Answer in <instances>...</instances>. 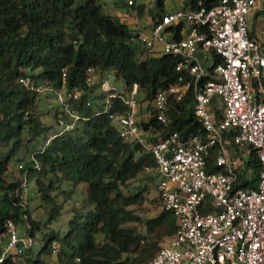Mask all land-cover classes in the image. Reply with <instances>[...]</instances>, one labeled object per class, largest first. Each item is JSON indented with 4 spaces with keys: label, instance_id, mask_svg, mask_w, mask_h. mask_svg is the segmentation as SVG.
Returning a JSON list of instances; mask_svg holds the SVG:
<instances>
[{
    "label": "trees",
    "instance_id": "trees-1",
    "mask_svg": "<svg viewBox=\"0 0 264 264\" xmlns=\"http://www.w3.org/2000/svg\"><path fill=\"white\" fill-rule=\"evenodd\" d=\"M165 2L156 0L155 17L164 14ZM220 2L186 0L184 7H211ZM132 7L139 15L145 12L143 4ZM172 29L175 37L180 38L182 26ZM136 38V30L120 16L106 13L100 0H0V235L8 220L16 224L28 220L32 236L43 226L22 205L23 178L11 173L9 165L21 148L28 149L29 142L47 136L53 126L43 124L37 114L41 94L27 89L20 79L32 76L60 85L64 69L70 88L87 89L89 68L100 73L112 71L127 88L137 83L143 94L141 100L150 102L147 110H151L157 92L192 76L187 70L178 69L180 59L171 54H138L134 47ZM215 59L219 61L220 57L215 55ZM36 69L41 70L38 75L29 74ZM88 95L74 102L85 117L84 127L57 133L53 138L52 134L21 169L22 174L27 171L29 180H35L41 206L52 204L49 221L60 213L61 205L54 191L63 180L87 183L86 204L94 205L86 214L76 211L64 236L55 232L48 235L41 253L53 254V243L57 242L59 264H149L161 243L176 233L177 218L165 209L156 216L143 218L132 207L145 203L147 188L129 193L125 189L140 173L155 167L156 159L142 144L120 137L107 113L95 116L93 106L87 105ZM127 110L119 98L114 100L112 111ZM168 114L167 123L158 121L153 111L148 121L140 123L150 132L149 141L156 142L176 131L182 137L204 133L195 115L193 89L182 100L171 96ZM217 118H222L220 111ZM32 157L41 166H36ZM215 157L216 151L212 150L209 171L220 170ZM237 171L239 186L256 187L261 164L254 148L245 168ZM248 174L250 178H246ZM31 254L30 249L23 256L32 260ZM32 261L45 264L40 257Z\"/></svg>",
    "mask_w": 264,
    "mask_h": 264
},
{
    "label": "built area",
    "instance_id": "built-area-1",
    "mask_svg": "<svg viewBox=\"0 0 264 264\" xmlns=\"http://www.w3.org/2000/svg\"><path fill=\"white\" fill-rule=\"evenodd\" d=\"M262 1L221 0L211 7H182L163 14L149 26L137 27L135 42L153 54L178 57V69L187 70L192 79L157 92L151 110L144 112L137 83L121 92L109 89L106 106L95 112V116L107 113L120 137L142 144L153 154L157 164L146 171L155 175L158 172L157 188L163 209L172 211L177 218L176 233L162 242L149 264H264V29L260 38H253L248 20ZM134 4L140 5L135 0L127 1L124 16L137 17ZM180 25L181 37L176 38L172 28ZM159 48L160 52L151 51ZM200 52L206 54L207 61L214 60L212 66L205 68L201 64ZM104 73L89 68L87 89L70 88L64 69L60 85L32 76H23L20 82L37 94L57 96L63 106V116L57 120L63 129L57 133L63 134L85 119L74 102L88 93L87 105L91 106V88L110 87ZM190 89L194 91L195 115L204 133L182 137L176 131L156 142L149 141L150 132L140 123L150 119L151 111L158 121L167 123L170 97L182 100ZM117 98L128 107L125 113L112 111ZM218 111L221 119L217 118ZM230 144L256 150L261 164L256 187L239 186ZM212 150L216 151L218 171L208 170ZM23 176L25 206L27 171ZM27 229L28 236L19 237L16 223L7 221L6 230L0 235V264H18L17 257L32 249L35 240L29 232V222ZM59 247L53 243L55 251Z\"/></svg>",
    "mask_w": 264,
    "mask_h": 264
},
{
    "label": "rangeland",
    "instance_id": "rangeland-1",
    "mask_svg": "<svg viewBox=\"0 0 264 264\" xmlns=\"http://www.w3.org/2000/svg\"><path fill=\"white\" fill-rule=\"evenodd\" d=\"M127 1L128 0H100L103 10L106 13L120 16L123 22H128L129 16H124L123 13L120 14V12H118V7L122 6V4L124 2L126 3ZM180 3V0H167L164 9L165 11L169 8L176 9ZM257 10H264V1H262L257 9L253 10L248 15L250 27H253L255 24ZM153 11L154 9L149 8L147 14H151ZM134 47L138 54H140L144 48V46L139 42H135ZM157 51L160 52L161 49L159 48ZM213 63L214 60L210 58L206 63H204V67L209 68L213 65ZM40 72V69L33 71L30 70L29 74L38 75ZM104 76L105 79L109 81L110 87H94L93 92L89 96L95 111L102 110V108L106 106V103L109 99V89H113V92L116 93L118 91L121 92L126 88L123 79H118L114 72H106L104 73ZM142 98L143 94L141 93L140 100ZM148 105H150V102L141 100V112L146 111L148 109ZM56 113L59 116H63V106L57 96L54 93L41 94L38 100L37 114L43 124L47 126H53V129L48 133L47 136L40 137L38 140L29 142L28 149L27 146H25L18 151V154L10 161L9 167L11 173L21 175L23 178L24 176L21 172L20 165H23L25 168L27 166L28 160H30L29 157L45 146L48 137L52 134L60 132L63 129V126H60L57 122L58 118H56ZM76 127L82 129L84 127V122L77 121ZM229 149L231 154L236 159L235 163L237 164V168H239V170L245 168L247 162L252 157V148L249 146L240 147L230 144ZM39 166H41V164ZM250 175L251 174H248L246 178L250 177ZM158 179V172L155 175L145 170L144 172L140 173L136 179L132 180L129 183V186L125 189V191L129 193L135 192V190L143 189L144 187L147 188V191L145 192V203L142 206L132 207V209H134L136 213L143 218L156 216L161 211H163V204L159 197L157 188ZM54 195H56L57 203L61 205V210L59 215L53 221H49V211L53 206L52 204H48L43 207L41 206V198L38 195L35 180H29L28 189L24 194L23 199V202H26L24 207L30 210L32 217L34 219L40 220L43 224L41 231H38L36 235L33 236L35 244L31 249L32 260L40 257L45 264H59L58 253L56 251L53 254L41 253L44 245L46 244L47 236L53 232L58 233L61 237L64 236L69 229L70 220L76 215V211H78L80 214H86L89 210L94 208V205L86 204V201L88 200L87 183L74 184L71 181L63 180L59 182L58 188L54 191ZM28 222L29 221L25 219V221H20L16 224L17 234L19 237L28 236ZM139 228L141 231L145 232V229L142 228V226H139ZM17 259L19 260L18 264H33V261L27 260L25 256L17 257Z\"/></svg>",
    "mask_w": 264,
    "mask_h": 264
},
{
    "label": "crops",
    "instance_id": "crops-1",
    "mask_svg": "<svg viewBox=\"0 0 264 264\" xmlns=\"http://www.w3.org/2000/svg\"><path fill=\"white\" fill-rule=\"evenodd\" d=\"M137 2H138V4H140V5L143 4L145 6V12H144V15H139V13H138L137 17L129 16V18H128L129 21L127 23L130 24V26L132 25L131 26L132 28L136 29L137 27L149 26L155 19L160 17V15H157V17H155V14H157V12H158L157 7H156V0H141V1L139 0ZM180 2L181 3L178 5V7L176 9L169 8L166 11H164V14L169 13V12H173L179 8L184 7L185 2H182L181 0H180ZM149 8L154 9V11L151 14H147ZM127 10H128V6L125 2L122 4V6L118 7V12H120V14H122V13L125 14V12H127ZM261 11L262 10H257L255 24L253 25V27H250L251 36L253 38H260L261 37L260 31L262 29H264V14H260ZM155 50H158V49H154L151 51L153 52ZM147 51H148L147 49L143 48L141 52L144 53ZM199 58H200L201 64H203V65H204V63L207 62V59H208L204 52L199 53Z\"/></svg>",
    "mask_w": 264,
    "mask_h": 264
}]
</instances>
